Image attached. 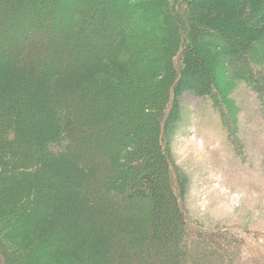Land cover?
Masks as SVG:
<instances>
[{
    "label": "trees",
    "instance_id": "trees-1",
    "mask_svg": "<svg viewBox=\"0 0 264 264\" xmlns=\"http://www.w3.org/2000/svg\"><path fill=\"white\" fill-rule=\"evenodd\" d=\"M241 81L264 113V0H0V264H231L170 140L189 91L238 143Z\"/></svg>",
    "mask_w": 264,
    "mask_h": 264
},
{
    "label": "rangeland",
    "instance_id": "rangeland-1",
    "mask_svg": "<svg viewBox=\"0 0 264 264\" xmlns=\"http://www.w3.org/2000/svg\"><path fill=\"white\" fill-rule=\"evenodd\" d=\"M234 83L226 97L238 109V143L228 140L212 99L186 91L170 149L187 176L188 226L235 229L231 264H264V113L250 86Z\"/></svg>",
    "mask_w": 264,
    "mask_h": 264
}]
</instances>
